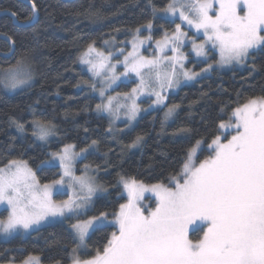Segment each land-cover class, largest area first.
Returning <instances> with one entry per match:
<instances>
[{"label":"snow or ice","instance_id":"snow-or-ice-1","mask_svg":"<svg viewBox=\"0 0 264 264\" xmlns=\"http://www.w3.org/2000/svg\"><path fill=\"white\" fill-rule=\"evenodd\" d=\"M31 9V15L23 21L14 12L11 16L17 24L31 26L39 20L35 0ZM152 13L154 18H172V34L165 31L164 38L155 43L160 53L168 49L173 55L141 54L145 40L139 39V34L142 28L152 29L149 22L135 29L132 50L125 54L123 48L119 49L123 59L117 57L115 64L113 52L100 50L95 41L79 56V62L92 74L91 81L83 83L100 98L95 106L97 113H106L113 120L123 115L130 125L141 111H147L137 104L140 95H147L155 97L150 108H166L162 124L176 116L180 105L164 103L165 89L179 88L181 83L214 69L213 63H207L200 72L186 69L188 57L181 51L185 40L190 39L191 51L203 58L200 62H207L210 53L216 52L219 59L215 66L219 68L245 65L255 50L264 51V0H168L162 8L153 5ZM177 19L202 34L203 40L189 38L181 24L175 23ZM8 39L14 46L15 40ZM151 39L149 35L147 40ZM103 45L108 46L109 41L104 40ZM117 64L124 69L119 75ZM121 77H135L137 87L111 95L109 90ZM32 80L30 65L24 58L0 68V86L5 90L31 87ZM13 123L25 133L23 123ZM31 127L34 139L45 144L57 135L51 121L34 119ZM218 127L231 129L234 134L223 141L220 135L215 136L207 144L212 152L203 160H198L196 154L204 141H195L179 172L170 175L167 184L146 186L122 176L119 183L127 193V203L111 214L102 211L89 216L94 198L107 192L97 183L98 169L85 165L77 175V160L86 159L90 149L96 151L97 141L79 151L76 145L65 144L51 153V159L42 164L59 168L60 172L59 178L49 183H40L26 160H7L0 167V206L7 212L0 218V236L30 234L55 221L66 223L65 231L76 245L70 249V264H264V96L234 108L229 120ZM107 131L111 133L113 128L109 126ZM189 131L179 128L173 135ZM143 140L138 135L127 147L136 148ZM69 190L72 194L68 199H53L54 192ZM146 191L156 196V206L147 213L140 205ZM112 226L116 231L111 232L103 248L87 255L91 236ZM190 232L202 235L192 239ZM80 252L87 258H82ZM22 264H39V257L29 256Z\"/></svg>","mask_w":264,"mask_h":264},{"label":"trees","instance_id":"trees-1","mask_svg":"<svg viewBox=\"0 0 264 264\" xmlns=\"http://www.w3.org/2000/svg\"><path fill=\"white\" fill-rule=\"evenodd\" d=\"M35 3L39 20L31 27H17L9 16L0 18V68L24 58L33 76L31 87L18 92L0 86V167L7 160H26L40 183H49L58 179L60 172L59 168L42 164L50 159L51 153L65 144H74L79 151L97 141V150L78 164L79 168L90 165L99 169V180L107 188V193L95 200L89 216L102 211L111 214L126 203L119 184L122 176L144 185L167 184V178L179 172L186 152L197 140L204 141L197 159H205L212 152L207 144L222 134L218 125L229 120L232 110L249 99L264 96V51L259 50L243 69L214 68L195 83L182 86L168 99L167 105L178 104L180 108L167 123L162 124L165 109H159L140 117L130 131L114 136L107 131L108 119L95 111L100 102L83 83L92 77L81 66L79 56L93 41L96 47H101L104 40L110 42L115 35L128 38L149 22L154 25L152 33L156 39L165 31L173 32L174 23L154 18L152 13L153 5L162 8L168 0H35ZM0 12H14L23 21L32 9L17 0H0ZM9 37L16 42L15 51L11 58H6L12 51L5 40ZM212 59L215 62L217 56ZM189 65L196 69L203 67L194 60ZM133 85V82L121 84L117 91L127 92ZM34 119L51 121L58 137L45 145L38 144L32 136ZM13 121L23 123L25 133H20ZM179 128L190 131L173 135ZM138 135L144 137L143 143L128 148ZM149 202V208H154L155 203ZM1 217H6L5 211ZM65 228L66 224L55 223L28 237L0 241V264L22 263L29 256H38L44 264H70V249L76 245ZM113 231L115 227H108L92 235L87 255L102 249ZM201 233L195 232L191 237L196 239ZM87 255L83 253L82 258Z\"/></svg>","mask_w":264,"mask_h":264},{"label":"rangeland","instance_id":"rangeland-1","mask_svg":"<svg viewBox=\"0 0 264 264\" xmlns=\"http://www.w3.org/2000/svg\"><path fill=\"white\" fill-rule=\"evenodd\" d=\"M159 17V16H157ZM165 20H168L170 21L172 18L168 17V18H164ZM176 24H181V21L179 19H177L175 21ZM181 28L184 32H186L188 34V37L189 38H192V37H195L196 41L197 42H200L203 40V36L202 34H197L195 33V29H189L188 26L186 24H181ZM154 25L152 24V29L151 30H145V29H141V33L139 34V39H143L145 40V43L143 46H141L140 48V52L142 55H145V56H152V55H173L172 52H170L168 49H165V52L162 54L160 53L159 49L156 48V41L157 40H162L164 38V34L163 36L160 38V39H156L155 36L153 35V31H154ZM147 32L148 34H146L145 36L142 35L143 33ZM165 33V32H164ZM169 35L172 34V32H167ZM136 35V33H132L130 34V36L128 38H125V35H122V36H119L118 35H115L114 37H112L111 41L109 42V45L108 46H104L103 43H102V46L101 47H97L99 48L100 50L102 51H112L113 52V63L115 64L116 63V58L118 57L120 60L123 59V56L119 55V49L123 48L125 50V54L128 52V51H131L132 50V42H133V37ZM151 35L152 39L151 40H147V37ZM181 51L187 55L188 57V60L185 62V68L188 69V70H191V71H195V72H200L202 68H206L207 67V63H213L214 64V68H217V69H220V70H224V71H228V70H232V69H243L245 68L246 66H248L251 58L249 59V61L245 64V65H234V66H231V67H224V68H219L217 66H215V62L213 61L212 57L213 55H216L217 56V60L219 59V56L216 52H212L210 53V56H209V60L207 62H200L202 61L203 58H200V57H196L194 52L191 51V44H190V39L188 40H185L184 42V47L181 49ZM259 50H255V52H257ZM254 52V53H255ZM191 60H194L196 61L199 65H203V67L201 69H196L194 66H190L189 65V61ZM81 64V63H80ZM81 66L89 73V75L92 77V74L91 72L88 71L87 69V66L86 65H83L81 64ZM123 65L122 64H117L116 65V74L119 75L121 72H123ZM211 72V71H210ZM207 73V74H202L200 77H197L196 80H193V81H188V82H184V83H181V85L179 86V88H174V89H165V91L162 93L163 95H165L167 97V99L165 100V104L168 103V99L171 95L173 94H176L180 88L182 86H185V85H191L193 83H195L196 81H198L201 77L203 76H206V75H209L210 74ZM133 82L134 85L132 86V88H135L137 87V84H138V80L135 79V77H133L132 79H128V78H125V77H121L119 80L116 81V83L112 86V89L109 90V93L111 95H116V93H123V92H119L117 91V88L121 85V84H129ZM28 86L25 85L23 86L22 88L20 89H17L15 91H11L12 93L14 92H18V91H21V90H24L26 89ZM131 88V89H132ZM131 89L127 92H130ZM127 92H124V93H127ZM94 93V92H93ZM97 97L98 95L96 93H94ZM99 99V102H100V98L98 97ZM155 99V97H149L147 95H140L139 99L137 100V104L140 105V107L142 109H147V111H141L140 114L137 116L136 120L131 122V124L129 125L127 120H126V117H124L123 115H121L120 119H115L113 120L112 117H109L106 113H100L101 115L105 116L107 119H108V123H109V126H111L113 128V131L110 133V134H113L114 136H116L117 134L119 133H122V132H126V131H130L131 129L134 128V126L137 124L138 120L140 119V117H142L143 115L149 113V112H152V111H156V110H159V109H165L166 111V108L164 107V105H160V106H156V107H152L150 108L149 105L152 103V101ZM222 131V134L220 135L222 137V141H223V138L224 137H227L229 136L230 138V133L234 134L232 132L231 129H221ZM58 137V135L54 136V137H51L49 139L48 142L50 141H54L56 138ZM36 141V140H35ZM38 144H41V145H45L44 142H39V141H36ZM47 142V143H48ZM46 143V144H47ZM203 147V144L201 146V148ZM201 148L197 151V154H196V157L197 155L199 154V152L201 151ZM212 150V149H211ZM89 152H95L93 150H89ZM50 159H51V156H50ZM83 160V159H81ZM81 160H77L76 162V168H77V175L81 174L82 170L84 167L82 168H79L78 164ZM44 167H48V166H44ZM92 169L96 170L97 168L95 167H91ZM95 175H96V180H97V183H99L100 185L104 186L100 180H99V175H100V170L98 169V171L95 172ZM120 184V183H119ZM121 188H122V192L124 193L123 195L126 197L127 199V193L123 190V187L122 185L120 184ZM146 186H151V185H146ZM105 187V186H104ZM106 188V187H105ZM107 192L103 193V195H105ZM71 191H65V192H61V193H56L54 192L53 193V199L54 200H66L68 199V197L71 195ZM144 198L142 201H140V205L141 207H143L145 209V212L147 213V210L150 209L149 206H150V200L151 202H154L155 203V206H156V196L154 193L150 192V191H146L144 192L143 194ZM95 200L96 198H94V203H95ZM127 203V201H126ZM5 211L4 210V207L3 206H0V218H4V217H1V213ZM6 212V211H5ZM6 215H7V212H6ZM109 219H112V217H109ZM55 223H58V222H55L53 221L51 224H55ZM51 224H45L43 227L45 226H48V225H51ZM66 224V223H65ZM41 227V228H43ZM114 227V226H112ZM33 232H31L30 234H19V235H16V236H22V237H28L32 234ZM195 233V232H190V238L191 235ZM202 235V233H201ZM16 236H13V237H16ZM13 237H8V238H4L2 236H0V241H5V240H9ZM198 238V237H197ZM196 238V239H197ZM192 239H195V238H192ZM76 247V246H75ZM79 251V250H78ZM84 252H80V255L82 256ZM34 257H38V256H34ZM10 264H14V263H10ZM17 264H22V263H17ZM39 264H44L42 263L41 259L39 258Z\"/></svg>","mask_w":264,"mask_h":264},{"label":"water","instance_id":"water-1","mask_svg":"<svg viewBox=\"0 0 264 264\" xmlns=\"http://www.w3.org/2000/svg\"><path fill=\"white\" fill-rule=\"evenodd\" d=\"M17 1H19V2H21V3H23V4L27 5V6H29L31 8V0H17ZM62 1H64V2H73L75 0H62ZM3 16H9L13 20L14 25L17 26V27H20V28H28V27H31V26H33V25L36 24V23H34L31 26H22L20 24H17L16 23V19L11 16V12H0V18L3 17ZM38 17H39V12H38ZM5 40L10 43V41H9L8 38H5ZM14 51H15V46H12V51H11L10 54H8L6 56V58H11L13 56V54H14Z\"/></svg>","mask_w":264,"mask_h":264}]
</instances>
